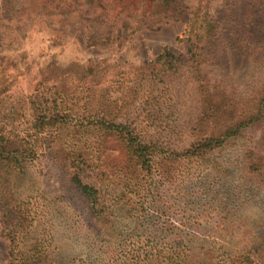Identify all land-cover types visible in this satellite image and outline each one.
<instances>
[{"label":"rangeland","instance_id":"1","mask_svg":"<svg viewBox=\"0 0 264 264\" xmlns=\"http://www.w3.org/2000/svg\"><path fill=\"white\" fill-rule=\"evenodd\" d=\"M40 1L0 0V137L8 151L28 155L19 168L0 159V211L11 197L51 264H168L161 260L176 250L188 251L184 264H239L242 255L264 264V166L245 162L254 146L264 156V117L212 151L191 149L254 113L264 58L242 61L218 45L214 73L228 81L209 79L216 86L207 109L204 80L176 72L169 83L139 81L138 67L163 51L188 57L187 9L151 27L113 25L88 10L63 14L73 21L62 25ZM247 3L209 0L207 15L229 24ZM113 31L120 39L89 44ZM110 124L158 142L150 172L129 163L126 131ZM6 229L0 222V264H8ZM150 249L159 261L133 262Z\"/></svg>","mask_w":264,"mask_h":264},{"label":"trees","instance_id":"2","mask_svg":"<svg viewBox=\"0 0 264 264\" xmlns=\"http://www.w3.org/2000/svg\"><path fill=\"white\" fill-rule=\"evenodd\" d=\"M57 1L59 0H41L37 5L50 6L49 10L59 17L58 21L62 25H67V23L73 21L61 17L63 14L68 17L71 14H79L84 10H88L97 20L103 19V22H111L113 25L123 20H129L131 24H137L136 27H151L158 23L177 19L183 12L182 9H187L188 18L184 34L189 43L188 57L184 59L182 56H175L169 51H163L154 61L138 67L140 71L139 81H144V78L151 81L164 79L169 83L168 79L176 72L191 81H197L198 84H201L204 80L205 85L201 86L204 87L203 91L206 94L204 102L207 109L212 107V92L213 87L216 86V83L211 84L209 79L218 80L219 83L222 81L227 83L228 81L224 75L214 73L215 68L219 67L218 45L226 44L228 48L222 49V51L237 53L242 61L249 58L260 61L264 58V0H248L247 5L250 8L239 18L230 12L231 21L229 24L220 23L217 19L207 15L209 0H68L63 5ZM228 1L231 2V0ZM115 34L113 31L112 38L109 34L103 37H92L89 44L100 43L105 46L111 40L120 39V35ZM184 68L187 70L180 72V69ZM263 68L259 70L261 77L257 82L260 97H262L255 102L257 106L254 113H248L235 119L220 135L206 136L192 144L191 149L196 152L194 156L201 155L198 154L199 152L205 154L218 148L228 138L236 135L241 128L252 125L264 117ZM110 125L117 132L126 131L124 138L129 146L127 154L129 163L134 167L140 166L146 173L150 172L154 168L153 164H155L156 157L159 154L157 150L158 142L143 139L136 133V129ZM2 139L0 137V159L6 160L8 165L11 164L19 168L20 164H23L28 158V155L24 153L16 156L17 150L8 151V144ZM256 150H258V147L254 146L252 151H248L249 153L247 152L245 155L246 166L254 171H258L259 166H264V156H261L259 151ZM82 164L87 166L81 160L76 165L80 174L84 171ZM72 179L82 193L95 198L97 191L94 187L82 183L77 175H74ZM4 206V210L0 211V214H2L0 222L3 228H7L6 237L9 239L8 264H51L47 263L49 252L42 247L38 248L29 232L25 233L23 231V229L27 230L29 228L30 223L23 224L26 219L24 215L18 212L16 202L11 197H6ZM13 211L16 213L15 215ZM160 256V251H151L150 249L144 255H135L133 262L149 263L158 260ZM188 257V251L176 250L171 254L168 252L161 262L184 264L187 262ZM242 257L243 259L239 264H259L250 255H242Z\"/></svg>","mask_w":264,"mask_h":264}]
</instances>
